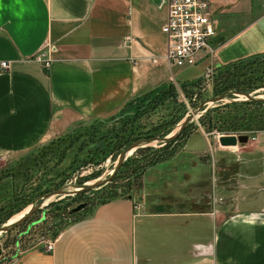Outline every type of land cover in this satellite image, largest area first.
<instances>
[{
    "label": "crops",
    "instance_id": "crops-1",
    "mask_svg": "<svg viewBox=\"0 0 264 264\" xmlns=\"http://www.w3.org/2000/svg\"><path fill=\"white\" fill-rule=\"evenodd\" d=\"M205 1L213 52L198 61L215 67L264 53V0ZM166 2L0 0V156L29 152L168 82ZM263 139L259 131L254 142L217 145L210 179L175 183L183 192L161 183L150 204L130 195L95 204L51 251L30 246L1 264H264Z\"/></svg>",
    "mask_w": 264,
    "mask_h": 264
},
{
    "label": "rangeland",
    "instance_id": "rangeland-1",
    "mask_svg": "<svg viewBox=\"0 0 264 264\" xmlns=\"http://www.w3.org/2000/svg\"><path fill=\"white\" fill-rule=\"evenodd\" d=\"M207 63L208 59H205L184 67L169 66L167 75L172 76L168 80L171 83L169 87L164 92L155 94L154 99L145 102L141 109V99L132 102L130 107L139 112L132 121H116L115 115L123 110L120 108L112 115L80 122L78 125L82 129L79 132L55 140L48 146H43L47 143L45 142L26 153H8L0 156V226L23 214L30 203L45 193L68 184L91 182L105 175L119 151L130 143L119 146V135L130 132L129 138L135 140L158 135L165 128H168L169 132L203 100L225 90H236L230 87L219 92L224 84L215 79L218 73L212 64L207 66ZM258 64L257 70L246 72L255 74L250 75V78L258 76L251 79L255 87L246 93L264 94V61ZM239 83H242L241 78L235 86L244 87L247 82L240 85ZM228 103L230 102H219L212 106L215 108L209 113L207 122L199 116L194 117L189 122L186 134L182 133V137L177 138L172 146L151 143L145 146L146 148L141 147L133 151L120 165L112 180L100 188L47 201L20 226L0 235V264L13 256L15 248L21 250L30 246L42 247L44 243L54 239L72 219L87 213L95 204L128 195L144 196L147 199L145 202L150 204V198L162 191L161 183L166 191L170 188L183 192V187L175 183H183L191 177L197 178L199 183L200 178L210 179L213 176V164L215 166L216 152L213 149L217 148L218 135L246 134L248 138L253 139L254 134L264 131V127L255 130L244 127L245 124L237 127L236 120L251 108L244 105L232 106ZM219 115L227 117L228 120L220 118ZM232 126L235 128L232 129ZM189 132L203 135L206 141L204 151L183 149ZM252 141L247 140L246 143ZM259 142L263 143L264 139ZM166 147L167 150L162 152L161 149ZM172 182L175 186L170 185ZM80 203H86V206L77 213H68ZM25 231L27 233L21 236ZM16 239L18 240L14 245Z\"/></svg>",
    "mask_w": 264,
    "mask_h": 264
},
{
    "label": "water",
    "instance_id": "water-1",
    "mask_svg": "<svg viewBox=\"0 0 264 264\" xmlns=\"http://www.w3.org/2000/svg\"><path fill=\"white\" fill-rule=\"evenodd\" d=\"M154 2H158L159 0H153ZM255 56L249 57V59L254 58ZM264 102V94H250L241 92L238 90L230 89L225 90L217 95H214L206 100H203L199 104L195 106V108L187 115L178 121L174 128H172L169 132L163 135H154L150 137H142L135 139L130 142L126 147L121 149L116 156L115 161L110 167V170L105 173V175L98 177L97 179L91 182H84L82 184L74 185L68 184L64 185L52 192L45 193L39 197H37L29 206L25 209L24 214H21L17 219L9 220L5 224L0 226V235L7 234L12 231L14 228L20 226L24 223L34 212L41 209L47 201L53 198H63L67 196L79 195L82 193H87L92 190L98 189L101 186L109 183L112 178L115 176L116 172L120 165L126 160L130 154L138 148L145 147L151 143H156L159 145H163L170 140L174 139L180 131L189 124L190 121L196 116H199L201 113L206 111L208 108L214 106L219 102ZM217 143L220 146L225 147H234L238 144L246 143L248 136L246 134H230V135H218ZM183 149L186 151H204L206 149V141L202 134L195 132L188 135ZM86 206V203H80L75 207L69 210V214H74L82 210ZM1 256V249H0Z\"/></svg>",
    "mask_w": 264,
    "mask_h": 264
},
{
    "label": "built area",
    "instance_id": "built-area-1",
    "mask_svg": "<svg viewBox=\"0 0 264 264\" xmlns=\"http://www.w3.org/2000/svg\"><path fill=\"white\" fill-rule=\"evenodd\" d=\"M166 17L160 31L165 35L164 58L167 65L184 67L195 64L201 54L211 55L213 50L209 38L213 35V23L205 0H167ZM47 49V46L46 48ZM34 58L48 64L44 51ZM6 68L7 61H0ZM45 251L52 249V243H44Z\"/></svg>",
    "mask_w": 264,
    "mask_h": 264
},
{
    "label": "trees",
    "instance_id": "trees-1",
    "mask_svg": "<svg viewBox=\"0 0 264 264\" xmlns=\"http://www.w3.org/2000/svg\"><path fill=\"white\" fill-rule=\"evenodd\" d=\"M263 58H264V53L255 56L253 59L245 58V59H240V60L233 61V62H230L227 64H223V65L220 64V65L215 66L214 69L216 70V73H218L215 76L216 77L215 79L221 80V82L224 84L223 88H221L219 90V92L223 91L224 89L231 87V88H235L238 91L246 93V92H248L247 90H250V89H252V87H255V85H253L254 83L251 82V79L252 78H258V76L256 75V77L250 78V75H255V74L254 73L248 74L246 72L257 70V66L259 65L258 62L264 61V60H262ZM239 78H241L242 83L247 82L246 85H244V87H239L237 85L235 86V83L236 84L238 83ZM193 82H195V81H193ZM225 82H227V83L225 84ZM230 83H233V85H231ZM242 83H239V85ZM170 84L171 83L168 81V82L160 85L159 87H157V88H155L149 92H146V93H143V94L137 96L132 101H128L127 103H125L121 107V109L123 108V110H121L119 113H117L115 115L117 117L116 121L125 123L128 120L132 121L133 119H135L138 116L139 112H137L136 109H133L130 107L131 103L138 100V99H141L143 101V102L141 101L142 105H140V107H139V109H141L142 106L145 105V102L152 101L155 97L154 96L155 94H159V93L164 92V90H166ZM216 88H217V85H216ZM142 96H146V98H142ZM228 105H232V106L233 105H235V106L244 105V106L251 108V109H249V112H247L245 115H241L242 117H240V119L236 120L238 123L237 127H239V125H242V124H245L244 127H250L251 129H255V130L264 127V102H246V101L236 102V101H233V102L228 103ZM214 108L215 107L208 108L206 111L201 113L199 115V117L204 118L205 121L207 122L208 115H209V113H211L214 110ZM219 116H220V118H223L224 120H228L227 117H223L221 115H219ZM205 127H207V126H205ZM231 128L234 129L235 127L232 126ZM81 129L82 128L80 125H76L75 127L71 128L66 133L59 135V136L52 138L51 140L47 141V143L44 144L43 146H48L49 143H52L53 141L59 140L61 138L63 139V137H70V136L76 134V132H79ZM121 129L123 130V128H121ZM130 129L131 128H129V130ZM168 130H169L168 128H165L163 130V133H167ZM129 133L130 132L126 133L125 135H119V138L121 140V143L119 146L122 147L126 143H129L132 140H134L133 138H129L130 137ZM139 149L140 148H138V150ZM106 201H108V200H106ZM106 201H103V202H106ZM103 202H101V203H103Z\"/></svg>",
    "mask_w": 264,
    "mask_h": 264
},
{
    "label": "flooded vegetation",
    "instance_id": "flooded-vegetation-1",
    "mask_svg": "<svg viewBox=\"0 0 264 264\" xmlns=\"http://www.w3.org/2000/svg\"><path fill=\"white\" fill-rule=\"evenodd\" d=\"M189 126V124H187L181 131H180V133L174 138V139H172V140H170L169 142H167V143H165V144H163L164 146H167L168 147V144H169V146H172L173 145V143L177 140V138H179L181 135H182V133H185V132H187L188 130H187V127ZM186 134V133H185ZM189 134H191L190 132L189 133H187V136L186 137H188V135ZM158 135H163V132H160ZM182 137V136H181ZM167 147L166 148H164V149H161V151L163 152V151H166L167 150ZM27 232L25 231V232H22V235L21 236H23V235H25ZM20 236V237H21ZM19 237V238H20ZM18 238V239H19ZM18 239H16V241L13 243L14 245L16 244V242H17V240ZM16 249V251H15V253L17 252V250H18V248H15Z\"/></svg>",
    "mask_w": 264,
    "mask_h": 264
},
{
    "label": "bare ground",
    "instance_id": "bare-ground-1",
    "mask_svg": "<svg viewBox=\"0 0 264 264\" xmlns=\"http://www.w3.org/2000/svg\"><path fill=\"white\" fill-rule=\"evenodd\" d=\"M25 212V211H24ZM24 214V213H23ZM19 216H21V214H19L17 217H16V219L19 217Z\"/></svg>",
    "mask_w": 264,
    "mask_h": 264
}]
</instances>
